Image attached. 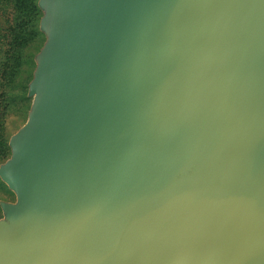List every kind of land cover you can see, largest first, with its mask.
Listing matches in <instances>:
<instances>
[{"label":"water","instance_id":"obj_1","mask_svg":"<svg viewBox=\"0 0 264 264\" xmlns=\"http://www.w3.org/2000/svg\"><path fill=\"white\" fill-rule=\"evenodd\" d=\"M50 42L0 264H254L264 0H42Z\"/></svg>","mask_w":264,"mask_h":264},{"label":"rangeland","instance_id":"obj_2","mask_svg":"<svg viewBox=\"0 0 264 264\" xmlns=\"http://www.w3.org/2000/svg\"><path fill=\"white\" fill-rule=\"evenodd\" d=\"M46 19L42 0H0V226L8 229L6 209L16 207L19 197L4 171L13 162V140L31 125L36 113L39 77L50 42ZM13 30L18 31L16 45L11 43ZM254 235L250 257L254 264H264V226L257 227Z\"/></svg>","mask_w":264,"mask_h":264},{"label":"trees","instance_id":"obj_3","mask_svg":"<svg viewBox=\"0 0 264 264\" xmlns=\"http://www.w3.org/2000/svg\"><path fill=\"white\" fill-rule=\"evenodd\" d=\"M17 19H18V18L15 17V19H14V22H15V23H16ZM15 23H14V24H15ZM12 33H13V34H12V38H11V43H12V45H16V44H17V41H18V39H19V37H18V35H17L18 31H17V30H13ZM13 47H14V46H13Z\"/></svg>","mask_w":264,"mask_h":264}]
</instances>
